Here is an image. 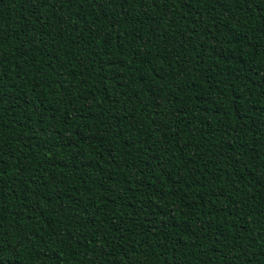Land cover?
<instances>
[{"label": "trees", "instance_id": "obj_1", "mask_svg": "<svg viewBox=\"0 0 264 264\" xmlns=\"http://www.w3.org/2000/svg\"><path fill=\"white\" fill-rule=\"evenodd\" d=\"M0 264H264V0H0Z\"/></svg>", "mask_w": 264, "mask_h": 264}]
</instances>
